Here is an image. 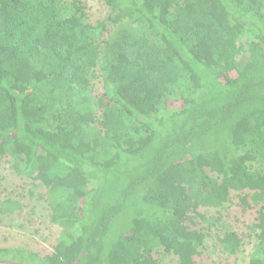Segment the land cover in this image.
<instances>
[{
  "label": "trees",
  "instance_id": "obj_1",
  "mask_svg": "<svg viewBox=\"0 0 264 264\" xmlns=\"http://www.w3.org/2000/svg\"><path fill=\"white\" fill-rule=\"evenodd\" d=\"M108 2L96 22L83 0L0 2V170L14 164L47 201L71 264H162L164 242L174 264H203L200 223L232 231L227 254L255 237L249 264H264V0ZM76 176L75 198L55 186ZM224 187L262 215L242 233L200 218ZM0 264L58 263L18 245Z\"/></svg>",
  "mask_w": 264,
  "mask_h": 264
},
{
  "label": "rangeland",
  "instance_id": "obj_2",
  "mask_svg": "<svg viewBox=\"0 0 264 264\" xmlns=\"http://www.w3.org/2000/svg\"><path fill=\"white\" fill-rule=\"evenodd\" d=\"M2 1L0 0V2ZM83 1L86 4L85 11L90 21L96 22L108 15L110 9L108 0ZM53 31L56 37L70 43V35L64 25L56 27ZM20 71L24 72L23 69ZM78 76L83 77V73L79 72ZM92 93L99 96L100 106L103 108L110 106L111 101L102 95L103 82L100 77L93 80ZM172 107L178 108L179 106L174 103ZM97 115L103 116L100 108ZM166 178L168 179L166 181H170L172 184V191L176 192L180 182L177 170L173 169L166 175ZM28 181L29 179L23 178L19 174L18 168L14 164H4L0 170V248L20 245L40 251L55 263H73L76 258V251L66 248L58 241L61 227L51 222L47 201L30 193L31 185ZM80 182V177L76 176L74 179L66 178L55 186L63 185L73 188L71 198H75ZM224 192L228 196V200L220 207H202L199 211L200 218L210 215L222 216L224 220L231 221L233 231L242 233L246 223L262 216L258 209L250 204L247 205V201L243 199L244 195L225 189V187ZM5 202L11 203L12 209H7L4 206ZM235 212L239 215V219H236ZM197 228L207 234L204 246L200 247L201 253L197 257L203 264H221L223 261L228 262V264H249V253L253 250L255 237L243 235L238 251L234 254H227L221 249L220 237L230 234V237L234 238L232 231L205 223H200ZM162 251V264H174L177 261V255L170 251L166 242H164Z\"/></svg>",
  "mask_w": 264,
  "mask_h": 264
}]
</instances>
